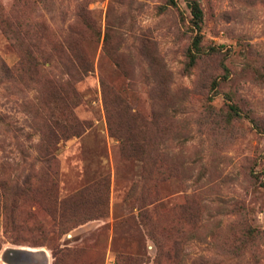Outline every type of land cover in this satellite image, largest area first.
<instances>
[{
	"label": "rangeland",
	"instance_id": "obj_1",
	"mask_svg": "<svg viewBox=\"0 0 264 264\" xmlns=\"http://www.w3.org/2000/svg\"><path fill=\"white\" fill-rule=\"evenodd\" d=\"M191 1L0 0V264H264V0H197L194 63ZM60 106L87 126L54 150V209Z\"/></svg>",
	"mask_w": 264,
	"mask_h": 264
},
{
	"label": "trees",
	"instance_id": "obj_2",
	"mask_svg": "<svg viewBox=\"0 0 264 264\" xmlns=\"http://www.w3.org/2000/svg\"><path fill=\"white\" fill-rule=\"evenodd\" d=\"M192 13V26L196 31L194 36L192 47L189 51L190 62L194 63L197 58L200 57L202 52V27L204 22V12L199 1L193 0L190 3ZM219 47L212 46L211 48L218 49ZM62 54L65 56L68 65L66 80L60 81L58 91L59 99L67 100L69 103H77L80 99L79 92L76 88V83L83 78V71L87 70V67L91 68V60L78 48L75 41L71 42L66 49H62ZM83 71H82V69ZM59 117H53V113L44 118V133L41 138L42 152L40 158L41 168L36 177V183L42 190V196L45 199H50L54 209L63 204L59 196V182H58V168L57 158L54 155L56 145L59 144L63 138H69L73 135H79L83 132V128L87 126V123L77 119L72 113H64L62 107H59ZM61 114V115H60ZM27 184V182H25ZM56 217V213H54ZM64 230V229H63ZM62 232H65L63 231Z\"/></svg>",
	"mask_w": 264,
	"mask_h": 264
}]
</instances>
